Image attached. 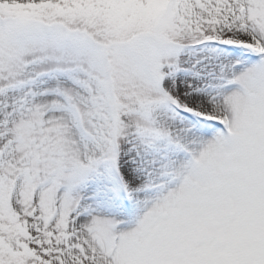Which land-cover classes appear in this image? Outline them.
Masks as SVG:
<instances>
[{
	"label": "snow or ice",
	"instance_id": "1",
	"mask_svg": "<svg viewBox=\"0 0 264 264\" xmlns=\"http://www.w3.org/2000/svg\"><path fill=\"white\" fill-rule=\"evenodd\" d=\"M0 264H264V0H0Z\"/></svg>",
	"mask_w": 264,
	"mask_h": 264
}]
</instances>
